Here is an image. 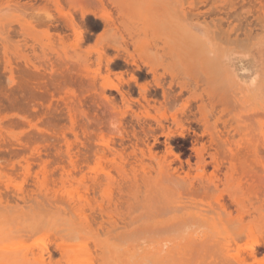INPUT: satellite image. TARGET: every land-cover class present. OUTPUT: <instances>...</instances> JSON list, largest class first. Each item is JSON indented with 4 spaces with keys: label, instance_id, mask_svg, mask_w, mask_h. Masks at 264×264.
I'll return each instance as SVG.
<instances>
[{
    "label": "rangeland",
    "instance_id": "obj_1",
    "mask_svg": "<svg viewBox=\"0 0 264 264\" xmlns=\"http://www.w3.org/2000/svg\"><path fill=\"white\" fill-rule=\"evenodd\" d=\"M6 1L7 0H0V4L1 2L3 3ZM207 1L210 2L208 3ZM8 2H10V0ZM139 2L140 4H138ZM18 3V7H15L16 5L14 6L13 4L10 5L11 3H9V7H6L8 5L5 3H3L2 6L0 5V32L2 31L0 33V156L2 157L4 155L2 158L5 157L3 160L2 158H0V207L4 208V210L0 209V230H2L0 231V239H2L0 240V264H12L11 260H16V258L19 259L20 264H75L76 262H69V257L71 258L70 254H72L74 249H71V247H75V245L78 246L75 247L78 248V255H81L83 253V256H89V261L90 259H93L95 257L93 259L95 260L94 263L98 262V260L100 259L98 257V253L102 252L100 254L102 255L100 260L103 261H101L100 263L102 264L105 263V260L106 262H108L106 264H116L117 261L115 263V260L112 259H115L118 256L120 260L124 259V257L125 260L128 259V262H124V264H128L130 258L126 259V255L124 256V254L127 253L128 250L130 251V253H132L131 250H133V252L138 251L139 253L135 254L137 255V257L133 254L134 260L138 258L137 261L139 262L141 259H146L145 261L146 263L148 261V264H185L187 262V258L185 256H189L190 258H192L191 260L188 257L189 262L186 264H189L190 262V264H235L236 261H233L230 258L232 257V254L236 252L235 256H239L240 259L245 257L243 258V260H247L249 259L247 258V254L250 253L247 251H249V248L254 245V249L252 247L251 249L254 250V255L257 257H255L254 255V257H251L249 254L248 257H251L252 260L249 259L247 261H244L245 263L243 262V264H257L261 261L262 262L260 264H264V240H262L264 238V222L257 223V221H259L257 218H261V220H264V206L261 205L264 204V167H262L261 165L264 162V0H19ZM28 3H30L31 5ZM22 6H26V8L24 9ZM136 7L137 11L135 9ZM193 8H196L197 11H195V9L193 10ZM21 9L24 11H22ZM89 11H93L96 16H103L102 14H104L103 18L105 17V15H107V18L105 17V19L107 20V25H105L103 21L101 22L100 19L94 17L93 13L89 14ZM193 11L199 12L195 13L197 14V17ZM192 13L194 14V16L192 15ZM204 14L209 15L207 17V15L205 16ZM109 15H111V18ZM82 16L84 17L82 18ZM168 16H170L173 20H171L170 17L168 18ZM48 18H51L49 24V20H47ZM70 19H73V21L75 20L74 23L77 26L75 27V30L69 27L67 29L66 27L67 22ZM159 21L161 24H163V28L159 27ZM168 21L171 23H168ZM164 22L168 23L169 26L167 24L165 26ZM178 22L179 24L182 23V26L180 27L183 29L182 30L181 28H179V30L181 29L182 33L185 31L184 34L187 36L191 34V31L198 30L197 33L206 43V46L204 47H207V50H209L212 54L209 53V56L206 55L204 57L205 53L204 55H202L197 51L198 49H200L196 48L197 45H194L196 47L191 46V44H194V42H192L191 44L188 42L190 44L189 45L186 42V39L188 37L182 35V33L178 32V30L176 29V26L179 25ZM184 26L186 27L185 29ZM164 27L166 29L168 27V30L171 31L170 34L169 31H165L163 34L162 30H166ZM172 30L174 31V34ZM76 31H80L79 33L82 35L79 37V34H77L78 32ZM186 31H188V34L186 33ZM175 32L178 33L179 36H181V39H183L182 37L184 36V41H182ZM244 32L247 34V36H245L247 38L244 37ZM57 34H60V36L64 37H59V35L57 36ZM213 34L216 35V37ZM163 35L167 37V41L175 38L170 41L171 43L174 42L176 44L177 41H182L186 50L190 48L192 52H187L183 45H181L182 43H180L179 45L178 42V44H176L177 47L174 43L172 44V46L175 45L174 47H172V50L177 49L178 47L180 48V46H182L183 53L187 52L191 57L187 56V54L184 53L189 58L188 59L179 49H177V51L171 50L173 54H168V57L171 58L172 55H174V52H176V57L174 56V58L178 59L177 62H175L173 60L174 58L172 57L173 61L168 58L167 60H162V66L157 65L156 61L154 62V60L156 59L154 56L155 53H158L159 51V54H162V49L165 50L164 52H168L167 49L171 48V43L168 44L169 41L167 43L166 39L162 38ZM169 35L171 37H169ZM236 37L240 39V42L236 41V43H241L243 41V38L245 40L243 41L244 43L242 42L241 44H237L236 46V44H234ZM247 40L249 41V43L247 42ZM189 41H192V39ZM107 42H111V45ZM113 42L115 44L118 43L117 45H119L118 47L120 51L119 54H117L113 50V47H111L114 44ZM239 45H241L240 47L242 48H240ZM152 47L154 48L153 53L151 52ZM182 47L180 48L181 50ZM194 49H197L195 51H197L198 54L194 51ZM207 50L206 52H209ZM171 51L169 50V52ZM178 52L180 55L177 54ZM108 61L109 67H107ZM123 61L127 62V64H125ZM195 61H197L198 63ZM113 63H117L118 66H114ZM158 63L160 64L159 60ZM145 65H152L154 68L155 65H157V69L155 68L156 70L151 69L152 66H148V68L155 73L153 72V75H151L150 73L152 72H150V70H145L147 68ZM246 68H249L250 70L246 72V74H244L245 76H242L243 71ZM233 70H235L241 76H239V78H234L233 76H231L230 74ZM228 76L234 78V82L237 83L232 84L233 82L229 78H227ZM238 79H244V81H237ZM254 82L257 84L254 85ZM159 84L161 85L160 89L162 91L159 90V88L157 89V87H155ZM115 85L120 86L121 90L123 91L122 93H124L123 96L129 98L127 102L125 100L122 101L126 98H123V96V99L120 98L121 94H118V92H116L113 87ZM248 85H252L253 87L250 86L248 88ZM180 86L183 88H181ZM154 88L156 89L154 90ZM144 90H146V98L150 106H147L146 102L141 97L142 92L144 93ZM179 90L181 91L182 95L180 94L177 100L173 101L172 103L170 102L171 104H167L162 100L161 92L165 93L167 91V93L170 92V94H172L173 91V93L175 92L177 94ZM103 92L105 93V95L111 97L108 102L103 99ZM137 100L139 102H137ZM144 106L145 108L147 107L148 110L145 109ZM145 112L149 113L146 114ZM137 116H140L141 119H146L144 127H139V125L134 123V120ZM157 123L160 124L161 127L163 126V129L161 127L160 129ZM204 128H209L210 130H212L210 132L208 129L209 135H202V130ZM153 130L156 131L154 132ZM212 132L213 134L214 132H216V135L214 134V137H212L213 135H211ZM193 134H196L198 136L200 134V137H195V135ZM217 134L224 136V138ZM155 136H157V138ZM167 138L168 140H166ZM193 140H196V142ZM29 145H32L30 149H28ZM88 145L90 149H93L90 150V153L87 151L88 149H85L89 148ZM147 146L148 148L152 147L151 150H154L152 151L153 155L148 153L149 151ZM202 146H205V149L202 148ZM68 148L71 149L72 153H79L80 155L77 154V156H81L82 158L84 157L83 159H85L86 156L88 166H85L87 167V169L85 168V166H83V164L80 162L82 160H79L78 157L77 159H73L76 161L74 166L65 163V169L67 168V171H63L64 174L59 171V168H53V159H55L56 156L53 158V156L50 155H56L57 152H59L62 153L63 158L66 159V154L64 152ZM78 150L80 152H78ZM84 151H86V153ZM13 153L17 155H13ZM198 153L202 154L204 160L208 162L205 165L206 168L203 169L204 171L195 169V163L197 161L196 156ZM87 155L90 157H88ZM176 156L178 157V159L175 158ZM210 156L215 157L220 162V166L217 170H213ZM8 157L13 161H8ZM29 157L31 158V160L29 159ZM242 157H244V159ZM35 158H39L41 161L38 159L39 161L35 163L37 161H34ZM42 158L43 160L49 159L50 161L48 160L49 162L47 161L46 163V161H43ZM173 158L177 160L175 161V159ZM51 160H53V162ZM255 160L260 162H256ZM26 161L27 165L29 164V168L26 165ZM186 161L190 162L192 167L187 166V164L185 163ZM51 162L53 163V166L51 165ZM180 162L183 165L182 167H180ZM239 162L241 163V165ZM38 163L39 165L40 163L43 164V167L40 165L42 167L41 169H43L44 172H41L42 174L39 172L40 166L37 165ZM162 163H170L169 165H172L170 167V172H172L174 168L176 169L171 173V177L173 176V174H176V177L174 176L175 179H173L176 182L179 181L180 186L175 185V181L171 182L173 183L171 184L173 186L167 183V181L169 182L171 180V178L169 179L170 173L168 175V173H165L166 171L164 169L168 164L163 167ZM8 164L11 166H9ZM24 165H26V167ZM45 166L52 167L45 168ZM20 167L23 168L21 169ZM88 167L90 170H88ZM157 167H163L161 168L163 170H158ZM25 168L27 170H30V172L28 173V171H23V169L25 170ZM188 168L190 170H188ZM47 169L50 173L54 174H51V176L49 172L46 171ZM101 170H105L106 172H102ZM89 171L90 173H88ZM144 171H147L149 173L146 172L145 174ZM153 171L154 174L151 173ZM160 171L162 174H159ZM91 172L93 174L95 173L94 175H98V183L94 184L93 186V189H96V192L94 191L95 194L93 193V190L92 188H90L89 184L87 185L88 182L91 184L89 177L94 176ZM25 173H27L28 175ZM65 173L68 174V176ZM85 173L88 175H85L84 177L83 174ZM109 173L111 175H109ZM163 173L167 175V179H165L166 175H163ZM24 174L28 177H25ZM47 174H49L52 178H49V175ZM69 174L72 175L69 176ZM141 175L144 179L143 181L140 180ZM146 175H148V178L146 177ZM40 176L41 178L43 176V178L38 179V177ZM46 176H48L50 181L48 178H44ZM153 176L155 178H158L157 183H163V185L164 183H167L169 184V186H171L167 187L168 185L165 184V188L167 190L166 192L163 185L162 187L159 186L160 188H157L158 185L156 184V187H154L156 190L154 191H156L157 194H161V192L164 191L163 193L165 195V198L169 196V198H173H171L172 201L175 200V202L173 201L174 203H172L171 201V205H169L168 203V206L166 205L165 208L169 210V212H171L173 208L175 209L176 207H179L181 210L178 208L179 210L177 209V211L179 212H176V214L174 210L170 214L165 213L166 216L161 213L162 210L165 212V208L163 207L164 204L162 203L166 202L162 200H170L169 198L161 199L160 197H164V195L162 196L163 193L161 194V196L160 194L159 196H155V194V197L153 196L154 199H151L150 194L154 192L153 184L156 183V180ZM53 177L58 179H56L57 182H55L56 180ZM87 177L88 180L86 179ZM74 178H76V180ZM159 178L161 179V181L159 180ZM176 178L178 179L176 180ZM44 179H48L46 181H49L48 184L51 187L46 184L47 182H45ZM65 179L67 180L65 181ZM59 180L61 181L62 185ZM137 181L139 185H136ZM34 182L35 184H33ZM72 182H75V184H73ZM53 183H57L55 184L56 186L60 184L59 186L63 190L66 188L68 190L69 188V192L72 193V195L75 194V196H77L78 194L79 196L81 195V197L77 196V198L75 197L73 200L71 199L72 196L66 190H64L63 193V191H61L62 189L59 186H57L56 189V186L54 187ZM15 184L16 186L13 187V185ZM142 184L145 185V192L143 190H140L144 187H142ZM17 185H21V187H17ZM43 185L45 187H42ZM174 185L177 186L178 189H174ZM64 186L68 187L65 188ZM138 186L139 188H141H136ZM52 187H54V190L52 189ZM72 187L73 189H81L80 191H82L83 193H76V190H73V193ZM88 187V190L90 191L86 190ZM19 188L25 189V193H28L29 196L30 194L31 196L38 194L42 196L43 199L40 196L39 197L41 199L37 196H32L33 198L31 199H33V201L29 202V200L31 199H27L29 197L28 194L26 195L23 192V189H21L22 191L18 190ZM151 188L152 192L148 193L149 191H151ZM59 189L61 190L59 191ZM157 189H160V191L157 192ZM50 190H53L52 193L54 195H52ZM84 190L88 192H85ZM57 191H59L58 194L61 195V198H64V200L66 199L68 201L67 202L65 200L67 204L71 202L69 203L70 205L68 204L67 206H76L75 209H78V211L80 212L79 213L77 210L75 212L71 211L72 213H74L73 219L71 214L69 213L70 207L66 209V212L64 206L65 203L60 204L62 203L60 201L63 199L58 201L60 203L55 202V197L57 196H55V194H57ZM137 191L143 192L135 193ZM169 192L172 196L168 194ZM16 193H19L20 196H18V194ZM40 193L43 194L41 195ZM65 193H68L69 195L65 196ZM147 193L150 197H147V202H145V197L148 195ZM236 193L239 194L241 198L243 197L242 200H244V202H242L239 199V196L238 200L240 201V203L242 202L243 205H241V203L238 206V209L236 208L237 206L235 207V204L231 203L230 199L232 195L236 196ZM254 193H257V196L259 195L258 199H254ZM139 194L141 195L139 196ZM21 196L23 197L21 198ZM62 196H65L66 198ZM252 196L253 199H251ZM48 197L53 202L49 201ZM78 197L80 199L84 197L83 199L86 198L88 201L86 199L79 201ZM139 197L141 200H144L145 203L142 204L143 201H139ZM157 197L160 198L159 200H161L160 203L162 204V206L161 204L159 205V200L155 201L157 200ZM19 198L22 200H20ZM59 198L60 197H58V199ZM148 198H150L149 201L155 202H152L155 204V206L153 205V207H150L151 202H148ZM58 199L56 197V200ZM132 199L136 200L134 201L136 203L133 204ZM41 200H45L44 202L47 203V206L44 205L45 203ZM248 200L251 201L249 202ZM7 201H9V203ZM20 201H23L21 202L22 204L20 203ZM254 201H259V203L257 202L258 206H254L257 204ZM251 202H254L253 205H251ZM31 203H34L36 207L37 205H39L36 210L38 212L37 214L35 211V206ZM94 203L96 206L103 205L104 208H107L106 216L103 217L104 219L102 222L106 224L102 225L103 227L107 226L108 228L110 227V225H108L109 223H114L116 228L117 226L119 227L121 225L120 222L123 223L124 220L125 222H128L129 219V222L132 221L135 223H132V225L131 223H128V225H130L128 228L126 227L127 222L123 223L125 225L122 224L121 226H125L127 229L123 227L119 229L121 227L120 226L119 228H116V232L118 233L122 231L123 234L127 232L126 234H124L127 235L131 231L132 233L130 232L128 234L130 235L134 234L135 231H140L141 233L143 231V234L145 231H148L147 236L145 234L143 235L147 238H144L141 234L142 238H144L145 240L142 239L143 243L142 241L140 242V240L139 243H137L138 237L141 236L139 235L136 238L135 236L140 234H137L136 232V235L133 236L134 239L136 238L135 240L137 242L133 238H131L132 236H129L131 239H133L134 242L129 239V241L131 240V242L127 243L128 239H126L127 245H125L126 243H124L123 241V244L125 246H122L123 248L120 249L119 247L121 246L118 245L120 241L117 242L115 238L124 240V236L121 232L119 233L121 234L120 237H118L119 234L116 237L113 233L105 234L99 237L101 234H103L102 232L101 234L99 232L100 235L97 237L94 233V230L98 231L100 228H102L100 230L105 231L103 227H99L97 226L98 224L96 225L94 223L96 227L99 228L92 226L94 228L93 230H90L92 228L87 225H90L92 222L90 224L87 223V220H83V222L82 219L84 218L80 217L81 215H83L84 217L86 216L85 219H88V212L90 211L91 207H95ZM147 203H149L150 205ZM48 204L50 206L53 204L52 206L54 207L51 208ZM5 205L7 206V208H5ZM10 205L12 206L10 207ZM138 205H140V207ZM146 205L149 209L146 207ZM221 205H223L225 209L222 208ZM21 206H26V209H24V207L23 209H21ZM27 206L30 207L28 208ZM44 206H46V209L47 207L49 208L45 210ZM78 206L79 208H77ZM82 206L83 212H85L83 214L81 213ZM144 207L147 208L148 211H145L146 209H144ZM154 207H163L164 209H154ZM245 207H247L248 209ZM10 208L14 210V214ZM14 208L17 210H15ZM18 208L20 209V211ZM32 208L33 212L35 211L34 213L32 212L33 214L31 213ZM152 208L155 212L157 210H159L160 212H154L155 216H153V213L150 214L151 211L149 212V210H151ZM6 209H10L11 211H7ZM42 209L46 211H43L46 213L44 215L45 217L40 215ZM48 210L51 211L48 212ZM25 211H27V214ZM6 212L7 214H9L10 212V216L6 215ZM19 212L22 215L25 214L23 215L24 217ZM47 212L51 215L47 214ZM64 212L66 213V215H64ZM146 213L150 215V219L148 218ZM173 213L175 216L173 215ZM158 214L161 217L157 216L158 218H154ZM178 214H184L185 217L181 215V217L179 218ZM17 215H21L19 216L20 220L17 219ZM38 215L40 216L38 217ZM143 215L144 218L142 217ZM25 216L29 218H25ZM34 216H36L37 219ZM41 216L42 219H44L43 222L47 220L50 223L46 221L48 225L45 222L42 223L43 225H39V222L42 220H37L39 218L41 219ZM162 216L163 219H161L160 221L159 218H162ZM52 217L59 219H55L58 221L59 226L56 223L57 221L55 222V224L53 223L54 218ZM128 217H130L131 219L132 217H138L137 220H140L137 221L136 218H134L135 220L133 221V219L131 220ZM166 217L169 219H167ZM173 217L175 221H173ZM33 218H35L36 220ZM77 218H80V220L78 221ZM164 218L167 219L168 223L166 222V219L164 220ZM64 219L66 221H69L64 222ZM170 219H172L173 221L172 228L177 225L182 226L184 232L187 230V232H185L186 236H183L182 234V236L179 237L180 239L173 238L175 241L171 238L172 241H170V244V238H160L161 236L159 235L161 234V232L158 235L160 239H156L157 237L153 239V234L157 232V229L160 230L162 229V227H166L168 228V230H170L172 223V221L169 222ZM7 220L10 221L7 222ZM61 221H63L64 223L62 222L60 224ZM146 221H149V223H151L152 225L147 224L148 222L146 223ZM154 221L156 224L154 223ZM163 221H165L170 228L167 227V225H165L166 223ZM186 222L188 223V225L193 224L191 225L192 227H194L193 229H198H195L197 232L195 230L194 231L198 233L197 235L201 236V238L199 236L196 237V239H200V243L197 240H193L195 239L196 233L193 231L191 226L190 227L193 232L191 231V229L189 230V226L184 228V226H187ZM75 223L77 224L76 226H74ZM180 223L184 225H180ZM70 224H72L73 226H70ZM160 224H162L163 226H160ZM52 225H57L58 227ZM144 225L146 226L147 230ZM150 225L151 227L154 226L155 228H151L153 229V234L152 231H150L153 236L151 235L152 237L150 236L151 238H149L152 239V241L148 238L149 230H151ZM246 226H249V228L253 230V232H251L252 234H249V238L253 237V239H250V242L246 237L248 235L245 236L243 235V233H239L240 235H236L238 234V230L243 232V228H245ZM75 227L80 229V232ZM59 228H72L71 230L67 229L68 231H70L68 233L69 235L67 234L68 231H65L68 237H73V230H77L76 232L74 231V235L78 236L81 233L80 237L82 238L77 237V242L74 240H71V242L70 239H68L66 235L63 234L64 231H59ZM107 228L105 227V229ZM134 228H136L137 230ZM172 228L170 231H172ZM176 228L178 229V227ZM8 229L10 230V232ZM182 229L178 231V233L181 232ZM168 230H164V232L168 233ZM57 231L62 233L61 235L64 236H59L60 233ZM81 231L84 233V236ZM90 231L91 233H94V235L90 234ZM173 231H175V229ZM188 232L189 234L193 233V235L188 237ZM170 233L173 234V232ZM209 233L212 235H210ZM172 234L170 236H172ZM85 235H87L88 237ZM107 235L108 237H106ZM179 235H181V233H179ZM232 235L234 237H238V239L236 238L237 240L243 241H237L236 243V239H234ZM242 235L244 236V238ZM164 236H166L165 233ZM93 237H95V239ZM186 237L192 238V240L190 239L192 242L190 243V240ZM56 238L58 239V242L55 240ZM98 238L99 240H103L101 241L103 244L100 242L101 247ZM106 238H109L108 240L112 238L110 241L107 240L111 244L114 241L117 242H114L113 245L115 244L114 246H116L117 244V248L120 250H118L119 252L123 253L124 249H127V252L122 254V256H120L121 254L116 252V254L112 256L113 258L110 257L111 252L109 251V249L113 248L114 246L111 247L106 242ZM228 238L233 242L232 244L231 242H229L230 240ZM24 239H26L27 242ZM79 239L81 240L79 241ZM82 239H86L88 243L86 242V240L82 241ZM147 239H149V241ZM205 239H210L211 241L208 242ZM219 239L221 240V243L224 244L223 247H221L223 244L218 242L220 241ZM245 239H247L248 241H245ZM63 240H66L65 242H68L69 240L71 243H65ZM93 240L94 242H92ZM154 240H156V242ZM223 240L225 241L223 242ZM60 241H63L64 243H61ZM160 241H166V243H161ZM173 241L174 243L177 241L175 245H172ZM194 241L197 244L193 243ZM251 241H253V243ZM59 242L63 244L61 245V247L64 248V252H66L68 248H70L66 252L67 256L65 255L66 253L63 254L61 253L62 251L59 250ZM83 242L88 245H84ZM215 242L217 243V245ZM56 243L58 245V248H56ZM72 243L75 244L73 245ZM80 243L84 246L80 247ZM93 243L95 244L92 246ZM130 243H132L131 246H128L130 245ZM135 243L137 244L136 246ZM141 243L143 244V246ZM151 243H153V245ZM104 244L106 245L104 246ZM107 244L109 245V247ZM202 244L205 248L202 247ZM249 244L251 245L247 247V245ZM102 246H104L105 250L107 247V251L110 254L108 255L109 258H106V251L103 253ZM126 246L127 248H124ZM133 246H135L134 248L137 249L134 250ZM137 246L140 248L138 249ZM166 246L169 249H164L166 248ZM172 246H176V248L173 247V251L175 252L170 250ZM4 247L6 248L4 249ZM161 247L163 249L162 251L164 252L161 251L159 253L163 254V256L165 257L164 259L161 254L157 255L156 253L161 250ZM219 247L221 248L220 251ZM81 248H87L86 250H89L92 253L87 256L86 254L89 251H86L85 249L84 251H82L83 249L81 250ZM94 248L96 250L98 249V252ZM182 248H184V251ZM203 248L204 250H202ZM145 249L147 250L146 252ZM223 249L227 251L224 252V255L225 253L231 255L229 257V261H224L222 259V256H220L223 255L221 254V251ZM255 249L257 254L255 253ZM75 250L76 249H74V252ZM77 250L75 252L76 254ZM79 250L82 251V253H80ZM229 250L230 252H228ZM69 251L71 253H69ZM111 251L115 253V251H113L112 249ZM142 251L145 252V255L144 253H141ZM215 251H217V256L215 255ZM74 252L72 255L75 254ZM147 253L149 255V258L148 255H146ZM200 253L201 255H203V257L200 255ZM191 255H193L194 257H191ZM140 256L144 258H141ZM8 257H10V262H7ZM127 257H129V253L127 254ZM156 257L157 259L154 260ZM160 258L161 260H158ZM162 259L164 260V263L161 262ZM116 260H118V258ZM194 260H196V262ZM198 260L200 262H198ZM132 261L133 259H131V262ZM145 261H143L144 264ZM152 261H154V263ZM118 262L120 261L118 260ZM122 262L123 261L121 260L120 264ZM131 262L130 264H132ZM138 262L137 264H140ZM80 263L83 264L82 262ZM76 264H79V262H77Z\"/></svg>",
    "mask_w": 264,
    "mask_h": 264
},
{
    "label": "bare ground",
    "instance_id": "obj_2",
    "mask_svg": "<svg viewBox=\"0 0 264 264\" xmlns=\"http://www.w3.org/2000/svg\"><path fill=\"white\" fill-rule=\"evenodd\" d=\"M8 1H9V0H7L6 2H3V3H5V4L8 5V6H6V7H9V6L12 5V4H13L14 6L16 5L15 7H18V6H19V5H18V4H19V3H18L19 0H14V1L10 0V2H8ZM93 1H94V0H93ZM129 1H130V0H129ZM134 1H136V0H134ZM238 1H239V0H238ZM246 1H247V0H246ZM199 2H200V1H199ZM201 2H202V1H201ZM207 2H208V1H207ZM209 2H210V1H209ZM209 2H208V3H209ZM3 3L1 2L0 5L2 6ZM9 3H11V4L9 5ZM94 3H95V2H94ZM101 3H102V2H101ZM136 3H137V2H136ZM196 3H197V2H196ZM208 3H207V4H208ZM211 3H212V1H211ZM235 3H236V2H235ZM238 3H239V2H238ZM25 4H26V3H25ZM28 4H30V3H28ZM96 4H97V3H96ZM131 4H132V3H131ZM134 4H135V3H134ZM138 4H140V2H139ZM138 4H136V5H138ZM198 4H200V3H198ZM198 4H197V5H198ZM241 4H242V3H241ZM243 4H244V3H243ZM17 5H18V6H17ZM20 5H22V4H20ZM26 5H27V4H26ZM30 5H31V4H30ZM89 5H90V2H89ZM89 5H88V6H89ZM91 5H92V4H91ZM150 5H151V4H150ZM102 6H103V4H102ZM148 6H149V5H148ZM151 6H152V5H151ZM207 6H208V5H207ZM22 7H23L24 9L26 8V6H25V7L22 6ZM22 7H20V8H22ZM92 7H93V6H92ZM140 7H141V6H140ZM195 7H196V6H195ZM200 7H201V6H200ZM29 8H30V7H29ZM89 8H90V7H89ZM201 8H202V7H201ZM7 9H9V8H7ZM18 9H19V8H18ZM30 9H31V8H30ZM91 9H92V8H91ZM133 9H134V8H133ZM135 9H136V11H137V7H136ZM194 9H195V11H197L196 8H193V10H194ZM214 9H216V8H214ZM21 10H22V9H21ZM171 10H172V9H171ZM190 10H191V9H190ZM210 10H211V9H210ZM210 10H209V12H210ZM22 11H24V10H22ZM127 11H128V10H127ZM149 11H150V10H149ZM165 11H166V10H165ZM186 11H187V10H186ZM195 11H193L194 14H195V13H199V12H195ZM111 12H114V11H111ZM131 12H132V11H131ZM144 12H145V11H144ZM151 12H152V11H151ZM170 12H171V11H170ZM190 12H191V11H190ZM90 13H93V11H89V14H90ZM134 13H135V12H134ZM155 13H156V12H155ZM207 13H208V12H207ZM211 13H212V12H211ZM211 13H210V15H211ZM93 14H94V15H93ZM93 14H92V15H93L94 17H96L97 19H100L101 22L103 21L104 24L107 25V20L105 19V17H106L107 15H105V17L103 18L104 14H102L103 16L100 15L101 13L99 14L100 16H96L95 13H93ZM110 14H111V13H110ZM194 14L192 13L193 16H194ZM214 14H215V13H214ZM166 15H167V14H166ZM186 15H187V13H186ZM186 15H185V16H186ZM195 15H196V17H197V14H195ZM201 15H203V14H201ZM204 15H205V14H204ZM206 15H207V14H206ZM206 15H205V16H206ZM208 15H209V14H208ZM208 15H207V17H208ZM217 15H218V14H217ZM109 16H110V18H111V15H109ZM131 16H132V15H131ZM141 16H142V14H141ZM189 16H190V15H189ZM198 16H200V15H198ZM83 17H84V16H82V18H83ZM114 17H115V16H114ZM134 17H135V16H134ZM169 17H170V16H168V18H169ZM106 18H107V17H106ZM188 18H189V17H188ZM112 19H113V17H112ZM132 19H133V18H132ZM142 19H143V18H142ZM142 19H141V20H142ZM170 19L173 20L171 17H170ZM47 20H49V21H48V24H49L51 18H48ZM110 20H111V19H110ZM183 20H184V19H183ZM74 21H75V20H74ZM74 21H73V19L68 20L69 23L67 22V25H66L67 29H68V27H69V28L75 30V27H77V26H76V24L74 23ZM108 21H109V20H108ZM143 21H144V20H143ZM163 21H164V20H163ZM175 21H176V20H175ZM218 21H219V19H218ZM46 22H47V21H46ZM52 22H53V21H52ZM62 22H63V21H62ZM109 22H110V21H109ZM207 22H208V21H207ZM53 23H54V22H53ZM64 23H65V22H64ZM154 23H155V22H154ZM168 23H171V22L168 21ZM168 23H165V22H164L165 26H166V24L168 25ZM46 24H47V23H46ZM155 24H156V23H155ZM160 24H161V23H160V21H159V27L161 28V27L163 26V24H161V25H160ZM178 24H179V22H178ZM209 24H210V23H209ZM50 25H52V24H50ZM50 25H49V26H50ZM102 25H103V24H102ZM157 25H158V23H157ZM170 25H171V24H170ZM55 26H56V25H55ZM64 26H65V24H64ZM111 26H112V25H111ZM168 26H169V25H168ZM175 26H176V24H175ZM180 26H182V23H180L178 26H176V29L178 30V32L182 33L181 31H182L183 29H182ZM210 26H211V25H210ZM107 27H108V26H107ZM170 27H171V26H170ZM63 28H65V27H63ZM162 28H163V27H162ZM164 28H165V27H164ZM171 28H172V27H171ZM179 28H181L182 30H181V29L179 30ZM185 28H186V27L184 26V29H185ZM60 29H61V28H60ZM165 29H166V28H165ZM169 29H170V28H169ZM172 29H173V28H172ZM8 30H9V29H8ZM57 30H58V29H57ZM69 30H70V29H69ZM163 30H164V29H163ZM163 30H162L163 34H164L165 31H166V32L169 31V34H170V32H171L170 30H168V27H167L166 30H164V31H163ZM63 31H64V30H63ZM172 31H173V30H172ZM1 32H2V31H1ZM1 32H0V33H1ZM74 32H75V31H74ZM76 32H78V31H76ZM79 32H80V31H79ZM79 32H78L77 34H79V37H80L82 34H80ZM184 32H185V31H184ZM184 32L182 33V35H184V36H186V37H188V38L190 37V38L192 39V41H189V40H191V39H190V38H189V39L187 38V39H186V42H187V43L189 42L190 44H191L192 42H194V44L192 43L191 46L193 47L194 45H197V47H196V46H194V47H196V48H200V49H198V50H197V49H194V51L197 50V51L200 52L202 55H204V53H205L204 57H205L206 55L209 56L210 54H212V53H210L209 50H207V47H204V46H206V45H205L206 43L203 41V39L201 38V36L197 33L198 30H197V31H191V34H190L189 36L185 35ZM187 32H188V31H186V33H187ZM246 32H247V31H246ZM61 33H62V32H61ZM64 33H65V32H64ZM160 33H161V31H160ZM175 33H176V32H175ZM77 34H76V35H77ZM166 34H167V33H166ZM166 34H165V35H166ZM173 34H174V31H173ZM176 34L178 35V33H176ZM176 34H175V35H176ZM187 34H188V33H187ZM245 34H246V33L244 32V37L247 36V34H246V35H245ZM58 35H59V37H62V36H60V34H57V36H58ZM165 35H163L162 38L166 39V42H167V43H168V41H169L168 44L171 43V42H170L171 40L175 39V38H173V39L167 41V37H166ZM177 35H176V36H177ZM213 35H214V34H213ZM226 35H227V34H226ZM230 35H231V34H230ZM249 35H250V34H249ZM249 35H248V36H249ZM164 36H165L166 38H165ZM178 36H179V35H178ZM184 36L182 37L183 39L180 38L181 36H179V38H180L182 41H184ZM214 36L216 37V35H214ZM228 36H229V35H228ZM236 36H237V35H236ZM63 37H64V36H63ZM63 37H62V38H63ZM116 37H117V36H116ZM169 37H171V36L169 35ZM186 37H185V38H186ZM215 37H214V38H215ZM177 38H178V37H177ZM245 38H247V37H245ZM168 39H169V38H168ZM237 39H238V40H237ZM249 39H250V38H249ZM249 39H248V40H249ZM187 40H188V41H187ZM230 40H231V39H230ZM239 40H240V39H239L238 37H236V40H235V43H234V44H236V46H237V44H241L243 41H245L244 38H243V39H242L243 41L241 40V41H242L241 43H238V42L236 43V41H239ZM248 40H247V42L249 43ZM175 41H177V40H175ZM182 41H181V42H180V41H177V42L179 43V45H180V43H182L181 45H183V42H182ZM154 42H155V41H154ZM154 42H153V43H154ZM172 42H173V41H172ZM177 42H176V44H178ZM186 42H185V43H186ZM220 42H221V41H220ZM239 42H240V41H239ZM107 43H108V42H107ZM113 43H114V42H113ZM142 43H143V42H142ZM173 43H174V42H173ZM173 43L170 44V47H171V48L169 47L170 49H167L168 52H167V51L164 52L165 50L162 49V51H163L162 54H159V51H158V53H157V52L155 53V55H154L155 58L158 59L159 62H160V64H159V63H158V60H156V59L154 60V58H153L154 62L156 61L157 65L162 66V65H161V64H162V63H161L162 60L164 61V59L167 60L168 58H170V57H168V54H170V53L173 54L172 51H175V50L177 51V49H179V50L182 51V53H183V47L185 48V46H184V45H183V47L180 46V48L182 47V50H181L179 47H178L177 49H173V50H172V47H174V46L176 45V44L174 43L175 45L172 46ZM185 43H184V44H185ZM189 43H188V44H189ZM230 43H231V42H230ZM243 43H244V42H243ZM108 44L111 45V42H109ZM114 44H115V43H114ZM114 44H113L111 47H113V50H114L117 54H119V53H120V51H119V47H118L119 45H117L118 43L115 44V45H114ZM124 44H125V43H124ZM155 44H158V43H155ZM168 44H167V45H168ZM190 44H189V45H190ZM102 45H103V44H102ZM186 45H187V44H186ZM249 45H250V44H249ZM236 46H235V47H236ZM240 46H241V45H239V47H240ZM242 46H243V45H242ZM245 46H246V45H245ZM153 47H154V46H153ZM153 47L151 48V49H152V51H151L152 53H153V49H154ZM176 47H177V45H176ZM187 47H190V46H187ZM229 47H230V46H229ZM239 47H237V48H239ZM106 48H107V47H106ZM106 48H105V49H106ZM164 48H165V47H164ZM232 48H233V47H232ZM240 48H242V47H240ZM244 48H245V47H244ZM189 49H190V48H189ZM189 49H188V50H189ZM103 50H104V49H103ZM143 50H145V49H143ZM146 50H147V49H146ZM169 50H170V51L172 50V51L169 52ZM185 50H186V48H185ZM188 50H186V51H187V52H190V51H191V49H190L189 51H188ZM200 50H201V51H200ZM206 50L209 51V52H206ZM239 50H240V49H239ZM156 51H157V50H156ZM197 51H195V52L198 54ZM227 51H228V50H227ZM146 52H147V51H146ZM187 52H184V53H186L187 56H190ZM191 52H192V51H191ZM220 52H224V51H220ZM229 52H230V51H229ZM149 53H150V49H149ZM149 53H148V54H149ZM160 53H161V52H160ZM175 53H176V52H174V55H172L173 58H174V56H175ZM184 53H183V54H184ZM209 53H210V54H209ZM177 54H179V52H178ZM177 54H176V55H177ZM149 55H150V54H149ZM152 55H153V54H152ZM179 55H180V54H179ZM184 55H185V54H184ZM154 56H152V57H154ZM170 56H171V55H170ZM187 56L185 55V57H187ZM193 56H196V55H193ZM223 56H224V55H223ZM118 57H120V56H118ZM172 57L170 58V60H171V61L174 60L175 62H177L178 59H177V58H174V59L172 60ZM175 57H176V56H175ZM178 57H180V56H178ZM182 57H184V56H182ZM190 57H191V56H190ZM210 57H211V56H210ZM187 58H188V57H187ZM195 58H196V57H195ZM212 58H213V57H212ZM175 59H176V60H175ZM182 59H183V58H182ZM182 59H181V60H182ZM188 59H189V58H188ZM183 60H184V59H183ZM195 60H196V59H195ZM123 62H124L125 64H127V62H125V61H123ZM195 62H197V61H195ZM182 63H183V62H182ZM197 63H198V62H197ZM108 64H109V61H108L107 65H108ZM113 64H114V66H118L117 63H113ZM125 64H124V65H125ZM152 65H153V64H152ZM152 65H145V66L147 67L145 70H146V71H147V70H150V72H152L151 69H155V68L157 67V65H155V68H154ZM164 65H165V64H164ZM169 65H170V64H169ZM177 65H178V64H177ZM242 65H243V64H242ZM148 66H150V67L152 66L153 68L151 67V69H149ZM171 66H172V65H171ZM175 66H176V65H175ZM107 67H109V65H108ZM169 68H170V67H169ZM242 68H243V67H242ZM107 69H109V68H107ZM156 69H157V68H156ZM156 69H155V70H156ZM238 69H239V68H238ZM249 70H250L249 68L244 69L242 76H245L244 74H246V72H248ZM110 72H111V71H110ZM148 72H149V71H148ZM153 72H154V71H153ZM153 72L150 73V74L153 75ZM154 73H155V72H154ZM224 74H225V73H224ZM250 74H251V73H250ZM154 75H155V74H154ZM225 75H226V74H225ZM225 75H224V76H225ZM230 75L233 76L234 78H239V76H241V75L238 74L235 70H233V71L231 72ZM230 75H229V76H230ZM229 76H228L227 78H229V79L233 82L232 84H236L237 82H236V83L234 82V78H231V77H229ZM154 77H155V76H154ZM209 77H210V76H209ZM241 78H244V77H241ZM252 78H253V77H252ZM172 80H173V79H172ZM221 80H222V79H221ZM240 80H241V82L244 81V79H238L237 81H240ZM255 80H256V79H255ZM89 81H91V80H89ZM256 81H257V80H256ZM93 82H94V80H93ZM159 82H160V81H159ZM250 82H251V79H250ZM157 83H158V82H157ZM226 83H227V82H226ZM238 84H239V82H238ZM238 84H237V86H238ZM245 84H246V83H245ZM250 84H253V83H250ZM256 84H257V83L254 82V85H256ZM104 85H105V84H104ZM155 85H156V84H155ZM162 85H163V84H162ZM169 85H170V84H169ZM102 86H103V85H102ZM160 86H161V85L159 84L158 86H155V87H157V89L159 88V90H161V89H160V88H161ZM172 86H173V85H172ZM229 86H230V85H229ZM250 86H252V85H250ZM250 86L248 85V88H249ZM104 87H105V86H104ZM113 87H114L115 91L118 92V94H121V95H120V98H122V96H123L124 93H122L123 91L121 90V87L118 86V85H117V86L115 85V86H113ZM180 87H181V86H180ZM232 87H233V86H232ZM252 87H253V86H252ZM181 88H183V87H181ZM225 88H226V87H225ZM233 88H234V87H233ZM142 89H143V88H142ZM144 89H146V88H144ZM155 89H156V88H154V90H155ZM252 89H253V88H252ZM180 90H181V89H180ZM180 90H179V92H178L177 94H176L175 92L173 93V91H172V94H170V92L167 93V91H166L165 93H164V92H161V98H162V100H163L164 102H166L167 104L170 103V102L172 103L173 101L177 100V98H179V96H180V94H181V91H182V90H181V91H180ZM145 91H146V90H144V93L142 92V95H141V93H140V95H141L142 99L146 102L147 106H150V105L148 104L149 102H148V100H147V98H146L147 93H146ZM161 91H162V90H161ZM168 91H169V89H168ZM149 93H150V92H149ZM155 93H156V91H155ZM143 94H145V95H143ZM181 95H182V94H181ZM125 96H128V95H125ZM102 97H103V99H104L106 102H108L109 99H111V97L105 95L104 92L102 93ZM153 97H154V96H153ZM156 97H157V96H156ZM123 98H126L127 100H126V99H123ZM123 98H122V99H123L122 101L125 100V101L127 102V101L129 100V98H127V97H124V96H123ZM138 100H139V98H138ZM138 100H137V102H139ZM141 101H142V100H141ZM142 103H143V102H142ZM171 103H170V104H171ZM145 106H146V105H145ZM145 106H144V108H145ZM169 107H170V106H169ZM145 109L148 110L147 107H146ZM168 109H169V108H168ZM205 111H206V110H205ZM188 112H189V111H188ZM145 113H146V112H145ZM148 113H149V112H148ZM148 113H146V114H148ZM135 116H136V115H135ZM145 116H146V115H145ZM143 117H144V116H143ZM143 119H144V118H143ZM143 119H141L140 116H139V117L137 116L136 119L134 120V123L137 124V125H139V127H144V125H145V123H146V119H144V121H143ZM157 124H158V123H157ZM158 125H159V128H160L161 125H160V124H158ZM158 125H157V126H158ZM162 127H163V126H162ZM162 127H161V128H162ZM161 128H160V129H161ZM162 129H163V128H162ZM164 129H165V128H164ZM167 129H168V128H167ZM208 129H209V128H208ZM208 129L204 128V129L202 130V135H206V134L209 135V131L211 132L212 130L209 129V131H208ZM149 131H150V130H149ZM153 131H154V130H153ZM155 131H156V130H155ZM155 131H154V132H155ZM165 131H166V130H165ZM154 132H153V133H154ZM142 133H143V132H142ZM153 133H152V134H153ZM219 133H220V132H219ZM165 134H167V133H165ZM214 134L216 135V132H214ZM214 134H213V132L211 133V135H213L212 137H214ZM220 134H221V133H220ZM220 134H217V135H220ZM145 135H146V134H145ZM155 135H156V134H155ZM193 135H195V137L198 136V135H196V134H193ZM211 135H210V136H211ZM221 135H222V134H221ZM221 135H220V136H221ZM223 135H224V134H223ZM152 136H153V135H152ZM166 136H167V135H166ZM155 137L157 138V136H155ZM198 137H200V134H199ZM198 137H197V139H198ZM206 137H207V136H206ZM215 137H216V136H215ZM221 137L224 138V136H221ZM225 137H226V136H225ZM209 138H210V137H209ZM216 138H217V137H216ZM152 139H153V137H152ZM154 139H155V138H154ZM194 139H195V138H194ZM197 139H196V140H197ZM212 139H213V138H212ZM155 140H156V139H155ZM166 140H168V138H167ZM196 140H193V141L196 142ZM217 140H218V139H217ZM219 140H220V139H219ZM21 141H22V139H21ZM197 141H198V140H197ZM11 142H12V141H11ZM11 142H9V143H11ZM195 142H194V143H195ZM12 143H13V142H12ZM26 143H28V142H26ZM84 143H85V142H84ZM7 144H8V143H7ZM81 144H82V143H81ZM110 144H111V143H110ZM147 144H148V143H147ZM5 145H6V144H5ZM13 145H14V144H13ZM16 145H17V144H16ZM21 145H23V144H21ZM197 145H198V144H197ZM199 145H200V144H199ZM6 146H7V145H6ZM6 146H5V147H6ZM17 146H18V145H17ZM31 146H32V145H31ZM31 146L29 145V146H28V149H30ZM85 146H86V145H85ZM105 146H106V145H105ZM110 146H111V145H110ZM137 146H138V145H137ZM23 147H24V146H23ZM23 147H22V148H23ZM44 147H45V146H44ZM88 147H89V145H88ZM204 147H205V146H204ZM204 147L202 146V148H204ZM37 148H38V147H37ZM80 148H82V147H80ZM147 148H148V146H147ZM151 148H152V147H151ZM151 148H148V151H149L148 153H150L151 155H153L152 151H154V150H151ZM202 148H201V150H202ZM24 149H25V147H24ZM85 149H88L87 151L90 153V150H91L92 148L90 149V147H89V148H85ZM102 149H104V148H102ZM204 149H205V148H204ZM204 149H203V150H204ZM242 149H243V148H242ZM10 150H11V149H10ZM25 150H26V149H25ZM92 150H93V149H92ZM194 150H195V149H194ZM35 151H36V150H35ZM81 151H82V150H81ZM60 152H62V151H60ZM76 152H77V151H76ZM78 152H80V151L78 150ZM84 152L86 153V151H84ZM10 153H11V152H10ZM17 153H18V152H17ZM64 153L66 154V156L64 155V156L66 157V159H64L62 153H59V152H57L56 155H50V156H53V158L56 156L55 159H53V160H54V166H55V167L53 166V163H52L53 160H51V161H52V162H51V163H52L51 165L53 166L54 169H58V168H59V169H60L59 171H61L62 173H63V171H64V172L67 171V170H66L67 168L65 169V167H66V166H65V163H66V164L68 163V164H71V166H74V164L76 163V161L73 160V159H77V157H78L79 160H80V159L82 160V161H80V162L83 164V166H85V165L88 166V164H87V159H86V156H85V155H84V156H85V159H83L84 157L82 158L81 156H77V154H79V153H77V154H76V153H72V152H71V149H69V148H68ZM82 153H83V152H82ZM89 153H87V154H89ZM200 153H201V152H200ZM14 154H15V153H13V155H14ZM35 154H36V153H35ZM49 154H50V153H49ZM83 154H84V153H83ZM15 155H17V154H15ZM79 155H80V154H79ZM200 155H201V156H200ZM237 155H238V154H237ZM3 156H4V155H3ZM3 156H2V157H3ZM18 156H19V155H18ZM35 156H36V155H35ZM38 156H39V155H38ZM38 156H37V157H38ZM87 156H88V155H87ZM242 156H243V155H242ZM2 157L0 156V158H2ZM79 157H80V158H79ZM88 157H90V156H88ZM173 157H174V156H173ZM196 157H197V158H196L197 161H196V163H195V166H196L195 169H196V170H198V169H200V170L205 169V168H206L205 165H206L208 162H206V161L204 160V158L202 157V154H199V153H198ZM240 157H241V156H240ZM4 158H5V157H4ZM4 158H2V160H3ZM40 158H41V157H40ZM43 158H44V157H43ZM43 158H42V160H43ZM175 158L178 159L177 156H176ZM175 158H173V159H175ZM210 158H211V164L213 165V166H212V167H213V170H214V169L217 170L218 167L220 166V162H219L215 157H213V156H210ZM237 158H238V157H237ZM242 158L244 159V157H242ZM251 158H252V156H251ZM8 159H9V157H8ZM13 159H15V158H13ZM29 159L31 160L30 157H29ZM38 159H39V158H35L34 161L37 160L35 163H37V162L40 160V159H39V160H38ZM51 159H52V158H51ZM177 159H175V161H176ZM240 159H241V158H240ZM245 159H246V158H245ZM254 159H255V158H254ZM10 160H12V159H9L8 161H10ZM44 160H45L46 163H47V161H48L49 159H48V160H47V159H44ZM44 160H43V161H44ZM79 160H78V161H79ZM88 160H89V158H88ZM136 160H137V159H136ZM257 160H259V159H257ZM263 160H264V158H263ZM4 161H5V160H4ZM12 161H13V160H12ZM28 161H29V160H28ZM40 161H41V160H40ZM43 161H42V162H43ZM49 161H50V160H49ZM49 161H48V162H49ZM78 161H77V164H78ZM232 161H233V160H232ZM237 161H238V160H237ZM245 161H246V160H245ZM255 161H256V160H255ZM31 162H32V161H31ZM31 162H30V163H31ZM169 162H170V161H169ZM173 162H174V161H173ZM243 162H244V161H243ZM247 162H248V161H247ZM256 162H260V161H256ZM262 162H263V161H262ZM32 163H33V162H32ZM44 163H45V162H44ZM88 163H89V162H88ZM174 163H175V162H174ZM174 163H173V164H174ZM185 163L187 164V166H189V167L191 166L190 162L186 161ZM239 163H240V162H239ZM6 164H7V163H6ZM6 164H4V165H6ZM24 164H25V163H24ZM162 164H163V163H162ZM167 164H168V165H167ZM169 164H170V163H165V164H163V167L167 165V166L164 168L165 171H166L165 173H168V175H169V173H170V177H169V179L171 178V180H170L169 182H168L167 180H166V181H167V183H169V184L171 185V184H173V183H171V182H172V181H175V180H174V179H175L174 176L176 175V174H175V175L173 174V176L171 177V175H172L171 173H172L174 170H176V169H175L174 167H172V168H174V169H173L172 172H170V169H171L170 167H171L172 165L170 166ZM179 164L181 165L180 167L183 166V165L181 164V162H180ZM251 164H252V163H251ZM259 164H260V163H259ZM8 165H9V164H8ZM26 165H27V161H26ZM26 165H24V166L26 167ZM28 165H29V164H28ZM28 165H27V166H28ZM30 165H31V164H30ZM37 165H39V163H38ZM40 165L42 166L43 164L40 163ZM40 165H39V166H40ZM49 165H50V164H49ZM240 165H241V163H240ZM261 165H262V167H264V162H263ZM9 166H11V165H9ZM13 166H14V165H13ZM13 166H12V168H13ZM15 166H16V165H15ZM24 166H23V167H24ZM41 166H40V170H41V171L39 170L40 173L43 172V169H41L43 166H42V167H41ZM47 166H48V164H47ZM52 166H49V167H46V166H45V168H51ZM68 166H69V165H68ZM81 166H82V165H81ZM81 166H80V167H81ZM86 166H85V168L87 169ZM158 166H159V165H158ZM248 166H249V165H248ZM4 167H5V166H4ZM23 167H20V168L22 169ZM163 167H160V168L157 167V168H158V170L160 169V170L162 171L163 169H161V168H163ZM191 167H192V166H191ZM242 167H243V166H242ZM259 167H260V166H259ZM28 168H29V166H28ZM45 168H44V171H45ZM71 169H72V168H71ZM73 169H74V168H73ZM101 169H102V168H101ZM179 169H180V168H179ZM263 169H264V168H263ZM88 170H90L89 167H88ZM88 170H87V171H88ZM144 170H147V169H144ZM188 170H190V169L188 168ZM193 170H194V168H193ZM23 171H25V172L28 171V173L30 172V170H27L26 168H25V170L23 169ZM46 171H48V169H47ZM52 171H53V170H52ZM57 171H58V170H57ZM78 171H79V170H78ZM95 171H97V170H95ZM101 171L104 172L105 170H104V171L101 170ZM161 171L159 172V174L161 173ZM177 171H178V170H177ZM177 171H176V172H177ZM203 171H204V170H203ZM16 172H17V170H16ZM48 172H49V171H48ZM105 172H106V171H105ZM146 172H147V171H144L145 174H146ZM149 172H150V170H149ZM149 172H147V173H149ZM156 172H157V171H156ZM176 172H174V173H176ZM43 173H44V172H43ZM45 173H47V172H45ZM62 173H60V174H62ZM68 173H69V172H68ZM71 173H74V172H71ZM88 173H90V171H89ZM91 173H92V172H91ZM140 173H141V172H140ZM151 173L154 174V171L151 172ZM157 173H158V172H157ZM165 173H163V175H166ZM25 174H27V173H25ZM25 174H24V175H25ZM41 174H42V173H41ZM41 174H40V175H41ZM49 174H50V175H51V174L53 175L54 173H50V172H49ZM49 174H47V175H49ZM63 174H64V173H63ZM65 174H66V173H65ZM94 174H95V173H94ZM94 174L92 173V175H94ZM101 174H102V173H101ZM161 174H162V173H161ZM27 175H28V174H27ZM35 175H36V174H35ZM35 175H34V176H35ZM50 175H49V178L52 176V175H51V176H50ZM66 175L68 176V174H66ZM71 175H72V174H71ZM71 175L69 174V176H71ZM85 175H88V174H86V173L83 174L84 177H85ZM109 175H111V174L109 173ZM163 175H162V176H163ZM177 175H178V174H177ZM38 176H39V175H38ZM61 176H62V175H61ZM63 176H64V175H63ZM143 176H144V174H143ZM155 176H156V173H155ZM159 176H160V175H159ZM25 177H28V176L25 175ZM146 177L148 178V175H146ZM153 177H154V176H153ZM153 177H152V178H153ZM175 177H176V176H175ZM42 178H43V176H42ZM42 178H41V176L38 177V179H42ZM44 178H48V176H46V177H44ZM49 178H48V179H49ZM51 178H52V177H51ZM53 178H55V177H53ZM80 178H81V177H80ZM89 178H90L89 180H90L91 184L88 182L87 185L89 184L90 188H92L93 193H94V191H95L96 189L94 190V189H93V188H94L93 186H94V184H97V183H98V181H97V180H98V175H94V176H92V177L90 176ZM130 178H131V177H130ZM167 178H168V177H167V175H166V178H165V179H167ZM173 178H174V179H173ZM8 179H9V178H8ZM32 179H33V178H32ZM48 179H44L45 182H47V183H46L47 185H49L48 182L50 181V179H49V181H46V180H48ZM56 179H57V178H55V180H56ZM69 179H70V178H69ZM74 179L76 180V178H74ZM86 179L88 180V177H87ZM154 179L156 180V181H155L156 183L153 184L154 186L151 184V185L153 186V191L156 190V189L154 188V187H156V184L158 185L157 188H158L159 186L162 187V185H163V183H162V184H161V183H160V184L157 183V182H158V180H157L158 178H155V177H154ZM162 179H163V178H162ZM165 179H164V180H165ZM177 179H178V178H176V180H177ZM57 180H58V179H57ZM57 180H56L55 182H57ZM61 180H62V179H61ZM66 180H67V179H65V181H66ZM79 180H80V179H79ZM82 180H83V179H82ZM82 180H81V181H82ZM84 180H85V178H84ZM84 180H83V181H84ZM140 180H142V181L144 180V179L142 178V175H141ZM159 180L161 181L160 178H159ZM35 181H36V180H35ZM63 181H64V180H63ZM63 181H62V182H63ZM68 181H69V180H68ZM72 181H73V179H72ZM142 181H140V182H142ZM162 181H163V180H162ZM166 181H164V182H166ZM39 182H41V181H39ZM42 182H43V180H42ZM53 182H54V180H53ZM59 182L61 183L60 180H59ZM144 182H146V181H144ZM148 182H149V181H148ZM177 182H178V183H177ZM177 182L175 181L174 184L180 186L179 181H177ZM66 183H67V182H66ZM72 183H73V182H72ZM72 183H71V184H72ZM134 183H135V182H134ZM152 183H153V182H152ZM167 183H164V185H163L165 190H166V188H165V187H166L165 184H167ZM0 184H1V182H0ZM33 184H35V182H34ZM33 184H32V185H33ZM55 184H57V183H53L54 187L56 186ZM58 184H59V183H58ZM73 184H75V182H74ZM137 184H138V181H137L136 185H137ZM144 184H145V183H144ZM169 184H167V185H168L167 187H171V186H173V185L169 186ZM9 185H10V184H9ZM59 185H60V184H59ZM59 185H57V186H59ZM61 185H62V183H61ZM138 185H139V184H138ZM140 185H141V183H140ZM145 185H146V184H145ZM145 185L142 184V187L144 186L142 189H140L141 187L139 188V186L136 187V188H139L140 190H143V191H144V190H145ZM175 185H174V189H178V187L175 186ZM14 186H16V184L13 185V187H14ZM57 186H56V189H57ZM72 186H73V185H72ZM78 186H79V185H78ZM152 186H151V187H152ZM17 187H21V185H19V186L17 185ZM17 187H16V190H17ZM33 187H34V186H33ZM33 187H32V188H33ZM42 187H45V186L43 185ZM46 187H47V186H46ZM49 187H51V186L49 185ZM54 187H52L53 190H54ZM59 187H60V186H59ZM64 187H65V186H64ZM66 187H68V186H66ZM66 187H65V188H66ZM149 187H150V186H149ZM160 187H159V188H160ZM175 187H176V188H175ZM9 188H10V187H9ZM60 188H61V187H60ZM97 188H98V187H97ZM260 188H261V187H260ZM262 188H263V187H262ZM21 189H23V188H21ZM21 189L19 188L18 190H21ZM34 189H35V188H34ZM45 189H46V188H45ZM45 189H44V190H45ZM50 189H51V188H50ZM61 189H62V188H61ZM61 189H59V191H60ZM79 189H80V187H79ZM84 189H85V188H84ZM88 189H89V187H88L86 190H88ZM170 189H171V188H170ZM170 189H169V190H170ZM24 190H25V189H23V192L25 193ZM46 190H47V189H46ZM48 190H49V188H48ZM53 190H52V191H53ZM64 190H66V191L72 196L71 199H73V200H74L75 197L77 198V196H79L78 194H77V196H75V194L72 195V193L69 192V188H68V190H67V188L64 189ZM64 190L62 189L61 191H63V193H64ZM73 190H76V193H83L82 191H80L81 189L78 190V188H77V189H76V188L73 189V187H72V192H73ZM77 190H78V191H77ZM86 190H84V191H85V192L90 191V190H88V191H86ZM137 190H138V189H137ZM148 190H150V189H148ZM14 191H15V190H14ZM21 191H22V190H21ZM21 191H20V192H21ZM27 191H29V190H27ZM30 191H31V190H30ZM34 191H36V190H34ZM34 191H33V192H34ZM41 191H43V190H41ZM52 191L50 190L51 193H52ZM59 191H57V194H55V196L57 195V196H56L57 199H58V197H60V198H59L58 200H56V197H55V202H56V203H60V202H62V203H60V204H64V203H65V204H64V206H65V210L68 209V208L70 207V208H71V209L69 208V211H70V212H69V211H68V212L71 214L72 219H73V214H74V213H72L71 211H74V212H75L76 210L78 211V209H75L76 206L74 207L73 205H71V206H67V205H68L69 203H71V202H69V203L67 204L68 201L65 199V200L67 201V202H66V201L64 200V198H61V195L58 194ZM79 191H80V192H79ZM143 191H137V192H135V193H138V192H141V193H142ZM145 191H146V190H145ZM145 191H144V192H145ZM159 191H160V189H159V190L157 189V192H159ZM170 191H171V190H170ZM176 191H177V190H176ZM263 191H264V190H263ZM33 192H32V193H33ZM50 192H49V193H50ZM95 192H96V191H95ZM106 192H107V191H106ZM133 192H134V191H133ZM147 192H148V191H147ZM151 192H152V188H151V191H149L148 193H151ZM163 192H164V191H163ZM163 192H161V194H162ZM166 192H167V190H166ZM166 192H165V193H166ZM171 192H172V191H171ZM174 192H175V191H174ZM174 192H173V193H174ZM12 193H13V190H12ZM54 193H55V192H54ZM68 193H67V194L65 193L66 195H65V194H64V195L67 196V195H69ZM73 193H74V192H73ZM135 193H134V194H135ZM148 193H147V194H148ZM152 193H153V195H152ZM152 193L150 194V195H151V199L153 198V196H154L155 194H156L155 196H159V194H160V193L157 194L156 191H154V192H152ZM173 193H172V194H173ZM180 193H181V192H180ZM241 193H242V192H241ZM16 194H18V196H20L19 193H16ZM21 194H22V193H21ZM25 194L27 195L28 193H25ZM35 194H36V193H35ZM40 194H41V193H40ZM42 194H43V193H42ZM42 194H41V195H42ZM61 194H62V193H61ZM84 194H85V193H84ZM91 194H92V192H91ZM94 194H95V193H94ZM161 194H160V196H161ZM168 194H170V192H169ZM236 194H237V193H236ZM243 194H244V193H243ZM261 194H262V192H261ZM26 195H25V196H26ZM50 195H51V194H50ZM52 195H54V194L52 193ZM62 195H63V194H62ZM85 195H86V194H85ZM88 195H89V194H88ZM137 195H138V194H137ZM140 195H141V194H139V196H140ZM163 195H164V193L162 194V196H163ZM166 195H167V194H166ZM170 195H171V194H170ZM244 195H245V194H244ZM251 195H253V194H251ZM28 196H29V194H28ZM28 196H27V197H28ZM32 196H37V197H39L40 195L37 194V195H32ZM32 196H31V194H30V196H29L27 199H31V198H33ZM46 196H47V193H46ZM65 196H62V197H65ZM71 196H69V197H71ZM73 196H74V197H73ZM105 196H106V195H105ZM145 196H146V195H145ZM155 196H154V197H155ZM167 196H168V195H167ZM171 196H172V195H171ZM239 196H240V195L237 194L236 196H235V195H234V196L232 195V196L230 197V199H231V203H232V204H235V207L237 206V207H236L237 209H238V206H239L242 202H244V200H242L243 197L241 198V196H240V198H239ZM258 196H259V195H258ZM258 196H257V193H254V199H255V198L258 199V198H259ZM22 197H23V196H21V198H22ZM40 197L42 198V196H40ZM40 197H39V198H40ZM50 197H51V196H50ZM79 197H81V195H80ZM79 197H78V200H79V201H81V200H85V199H86V198L83 199L84 197H82V198L80 199ZM86 197H88V196H86ZM97 197H98V196H97ZM97 197H95V198H97ZM136 197H137V196H136ZM141 197H142V196H141ZM147 197H150L149 194L145 197V198H146V199H145V202H147ZM25 198H26V197H25ZM41 198H40V199H41ZM48 198H49V197H48ZM65 198H66V197H65ZM106 198H108V197H106ZM160 198H161V199H162V198H163V199H166V198H169V196L165 198V195H164V197H160ZM160 198L157 197V198H156L157 200H155V201H158ZM171 198H172V197L169 198L170 200H168V199H166V200H162V201H166V202H163V203H162V204L165 205V206L163 205L164 208L166 207V205H167L168 203H169V205H171L170 203H171V201H172V199H173V198H172V199H171ZM179 198H180V197H179ZM238 198L242 201L241 203H240V201L238 200ZM248 198H249V197H248ZM19 199H20V198H19ZM42 199H43V198H42ZM61 199H63V200H61ZM129 199H130V198H129ZM149 199H150V198H148V202H151L150 204H151L152 206H151L149 203H147V204H149L150 207H153V205L155 206V204H154L155 202H154V201H149ZM153 199H154V198H153ZM175 199H176V198H175ZM251 199H253V196H252ZM20 200H22V199H20ZM47 200H48V199H47ZM60 200H61V201H60ZM76 200H77V199H76ZM76 200H75V201H76ZM86 200H87V199H86ZM89 200H90V199H89ZM31 201H33V199L29 200V202H31ZM34 201H35V200H34ZM39 201H40V200H39ZM41 201H43V200H41ZM44 201H45V200H44ZM44 201H43V202H44ZM49 201H51L50 198H49ZM58 201H60V202H58ZM87 201H88V200H87ZM104 201H105V200H104ZM127 201H129V200H127ZM134 201H136V200L132 199V203H133V204L136 203V202H134ZM139 201H143L142 204L145 203L144 200H141V199H140V197H139ZM160 201H161V200L158 201V202H159V205L161 204ZM167 201H170V202H167ZM173 201L175 202V200H173ZM173 201H172V203H174ZM248 201H249V200H248ZM250 201H251V200H250ZM250 201H249V202H250ZM7 202L9 203V201H7ZM21 202H23V201H20V203H21ZM43 202H42V203H43ZM51 202H53V201H51ZM51 202H50V204H51ZM152 202H154V203H152ZM254 202H255V201H254ZM254 202H251V203H252L251 205H253ZM257 202L259 203V201H256L255 203H257ZM2 203H5V202H2ZM17 203H19V202H17ZM24 203H25V202H24ZM24 203H23V204H24ZM37 203H38V202H37ZM42 203H41V204H42ZM44 203H45V202H44ZM44 203H43V204H44ZM74 203H75V202H74ZM90 203H91V202H90ZM140 203H141V202H140ZM245 203H246V202H245ZM247 203H248V202H247ZM258 203H257L256 205H254V206H258ZM262 203H263V202H262ZM6 204H7V203H6ZM21 204H22V203H21ZM25 204H26V203H25ZM31 204H33V205L35 206L36 209H35V208H34V209H35V211H36L37 208L39 207V205H37V207H36V205H35L34 203H31ZM39 204H40V203H39ZM76 204H77V203H76ZM156 204H158V203H156ZM162 204H161V206H162ZM249 204H250V203H249ZM13 205H14V204H13ZM44 205L47 206V203H45ZM48 205H49V204H48ZM52 205H53V204H52ZM52 205H51V206L49 205V206L52 208V207H54V206H52ZM55 205H56V204H55ZM69 205H70V204H69ZM74 205H75V204H74ZM77 205H78V204H77ZM84 205H85V204H84ZM94 205H95V203H94ZM174 205H175V204H174ZM217 205H218V204H217ZM224 205H225V204H224ZM241 205H243V203H242ZM261 205L264 206V204H261ZM5 206H6V205H5ZM11 206H12V205H10V207H11ZM30 206H31V205H30ZM30 206H29V207H30ZM46 206H44V209H45V210H47V209L49 208V207H47V209H46V208H45ZM61 206H62V205H61ZM80 206H81V205H80ZM133 206H134V205H133ZM138 206L140 207V205H138ZM142 206H143V205H142ZM156 206H158V205H156ZM167 206H168V205H167ZM249 206H250V205H249ZM21 207H22V208H21ZM21 207H19V208L23 209V207H24V209H26V206H21ZM27 207H28V206H27ZM29 207H28V208H29ZM58 207H59V206H58ZM58 207H56V208H58ZM66 207H67V208H66ZM131 207H132V206H131ZM131 207H130V208H131ZM146 207L148 208L147 205H146ZM163 207H160V208L158 207V208L161 210V208H163ZM221 207L224 208L223 205H221ZM5 208H7V206H6ZM12 208H13V207H12ZM15 208H16V207H15ZM15 208H14V209H15ZM19 208H18V209H19ZM40 208H41V206H40ZM77 208H79V206H78ZM142 208H143V207H142ZM142 208H141V209H142ZM147 208L144 207V209H146L145 211H148L149 208H148V209H147ZM158 208H155V207H154V209H158ZM164 208H163V209H164ZM167 208H168V207H167ZM172 208H173V205H172ZM172 208H171V209H172ZM178 208H179V207H178ZM178 208H177V207L175 208L176 211H175V209L173 208V209L171 210V212L174 210V212H175V214H176V212H179V211H177ZM227 208H228V207H227ZM245 208H247V207H245ZM0 209H3V210H4L3 207H2V208L0 207ZM10 209H11V208H10ZM10 209H6V210L9 211ZM80 209H81V208H80ZM106 209H107V208H104L103 205H97V206L95 205V207L93 206V207L90 208V211L88 210V211L90 212V213L88 212V215H87V216H88V217H87L88 219H85L86 216L84 217V216L81 215V214H80V215H81L80 217H83V218H84V219L81 218L82 221H83V220H87V223L90 224V223L92 222L91 224H94V223H95L96 225L98 224L97 226L100 227V226L106 224V223H102V222H103V219H104L103 217L106 216ZM136 209H137V207H136ZM136 209H135V210H136ZM138 209H139V208H138ZM144 209H143V210H144ZM154 209L152 208L151 210H149V212L151 211L150 214L153 213V214H152L153 216H155L154 214H155L156 212H158V213L160 212L159 210H157V211L155 212ZM169 209H170V208H169ZM179 209H180V208H179ZM179 209H178V210H179ZM224 209H225V208H224ZM224 209H223V210H224ZM241 209H242V208H241ZM247 209H248V208H247ZM249 209H250V208H249ZM11 210H12V212H13V214H14V210H13V209H11ZM11 210H10V211H11ZM15 210H17V209H15ZM45 210L42 209V210H41V211H42L41 213H43V214L40 213V215L44 216V215L46 214V213H45V212H46ZM81 210H82V211H81ZM81 210H80V211H81L82 214L85 213V212H83V206H82V209H81ZM131 210H132V208H131ZM152 210H153V211H152ZM180 210H181V209H180ZM226 210H227V209H226ZM19 211H20V209H19ZM27 211H28V210H27ZM27 211H25L26 214H27ZM35 211H34V212H35ZM43 211H45V212H43ZM49 211H51V210H48V212H49ZM62 211H63V210H62ZM84 211H85V209H84ZM132 211H133V210H132ZM136 211H137V210H136ZM167 211H168V212H167ZM4 212H5V211H4ZM12 212H11V213H12ZM22 212H23V211H22ZM32 212H33V208H32L31 213H32ZM34 212H33V213H34ZM39 212H40V211H39ZM48 212H47V214H49ZM56 212H57V210H56ZM59 212H60V210H59ZM66 212H67V210H66ZM78 212H79V211H78ZM78 212H77V213H78ZM149 212H147V213H149ZM154 212H155V213H154ZM171 212H169V210H167V209L165 208V212L162 210L161 213H162L163 215L166 216V214H170ZM19 213H20V212H19ZM29 213H30V210H29ZM33 213H32V214H33ZM37 213H38V212L36 211V214H37ZM51 213H52V212H51ZM64 213H65V212H64ZM79 213H80V212H79ZM147 213H146V214H147ZM161 213H160V214H161ZM165 213H166V214H165ZM9 214H10V212H9ZM9 214H7V212H6V215H9ZM20 214H21V213H20ZM75 214H76V213H75ZM86 214H87V211H86ZM21 215H22V214H21ZM21 215H19V216H21ZM23 215H25V214H23ZM23 215H22V216H23ZM40 215H38V217H39ZM49 215H51V214H49ZM64 215H66V213H65ZM76 215H77V214H76ZM109 215H110V214H109ZM173 215H174V213H173ZM173 215H172V216H173ZM178 215H179V214H178ZM181 215H182V214H181ZM181 215H179V218L181 217ZM9 216H10V215H9ZM17 216H18V215H17ZM17 216H14V217H17ZM19 216H18V217H19ZM28 216H32V215H28ZM42 216H41V219L39 218V219L37 220V221L42 220V221H40L41 223L39 222V225L42 224V223H44V222H45V223H47V222L50 223V222L47 221V220H46L47 222H46V221L43 222L44 219H42ZM57 216H58V215H57ZM147 216H148V218L150 217L149 214H147ZM157 216L159 217L160 215L158 214V215H156V217H154V218H158ZM167 216H168V215H167ZM174 216H175V215H174ZM182 216L185 217L184 214H183ZM18 217H17V219L20 220V217H19V218H18ZM23 217H24V216H23ZM26 217H27V216H25V218H26ZM34 217L36 218V216H34ZM44 217H45V216H44ZM47 217H48V215H47ZM78 217H79V214H78ZM142 217L144 218V215H143ZM160 217H161V216H160ZM176 217H177V216H176ZM3 218H4V217H3ZM27 218H29V217H27ZM35 218H33V219H35ZM52 218H54V217H52ZM70 218H71V217H70ZM128 218H130V217H128ZM134 218H136V220H137L138 217H132L133 221L135 220ZM140 218H141V217H140ZM148 218H147V219H148ZM150 218H151V217H150ZM150 218H149V219H150ZM152 218H153V217H152ZM166 218H167V217H166ZM166 218H164V220H165ZM9 219H10V218H9ZM36 219H37V218H36ZM36 219H35V220H36ZM45 219H46V218H45ZM55 219L59 220L58 218H54V222H53L54 224H55V222L57 221V220H55ZM60 219H61V218H60ZM77 219H78V218H77ZM108 219H109V218H108ZM108 219H107V220H108ZM125 219H127V218H125ZM130 219H131V218H130ZM132 219H131V220H132ZM159 219H160V221H161V219H163V216H162V218H159ZM167 219H169V218H167ZM167 219H166V222H167ZM257 219L259 220V221L256 220L257 223H258V222H260V223H261V222H264V220L262 219V220H263V221H262L261 218H257ZM79 220H80V218L78 219V221H79ZM139 220H140V219H138L137 221H139ZM155 220H156V219H155ZM177 220H178V219H177ZM183 220H184V219H183ZM183 220H182V221H183ZM8 221H10V220H7V222H8ZM65 221H66V220L64 219V222H65ZM67 221H69V220H67ZM67 221H66V222H67ZM72 221H73V220H72ZM78 221H77V222H78ZM122 221H123V220H122ZM150 221H151V220H150ZM152 221H153V220H152ZM170 221H172V219H170L169 222H170ZM173 221H175L174 217H173ZM173 221H172V223H171V228H172ZM182 221H181V222H182ZM35 222H36V221H35ZM62 222H63V221H61L60 224H61ZM64 222H63V223H64ZM75 222H76V221H75ZM83 222H84V221H83ZM83 222H82V223H83ZM126 222H127V221H126ZM126 222H125V220L123 221V223H126ZM147 222H148V223H147ZM163 222H165V221H163ZM166 222H165V223H166ZM178 222H179V221H178ZM36 223H37V222H36ZM36 223H35V224H36ZM48 223H47V225H48ZM53 223H52V224H53ZM56 223H57V225H58V221H57ZM85 223H86V221H85ZM87 223H86V225H87ZM117 223H118V222H117ZM123 223L120 222L121 225H122ZM128 223H131V225H132V223L134 224L135 222H132V221L129 222V219H128V222H127L126 224L128 225ZM146 223H147V224H151V223H149V221H146ZM154 223H155V221H154ZM165 223H164V224H165ZM167 223H168V222H167ZM167 223H166L165 225H167ZM174 223H175V222H174ZM182 223H183V222H182ZM182 223H180V225H184V224H182ZM37 224H38V223H37ZM65 224H68V223H65ZM72 224H73V222H72ZM72 224H70V226H73ZM91 224H90V225H87V226H90V228H92V229H90V228H89V229H90V230H93L94 227H92V226H95V227H96V225H95V224H94V225H91ZM120 224H117V225H120ZM142 224H143V223H142ZM155 224H156V223H155ZM177 224H178V223H177ZM263 224H264V223H263ZM42 225H43V224H42ZM57 225H52V226H57ZM76 225H77V224L75 223L74 226H76ZM86 225H85V226H86ZM108 225H110V227H108V228H107V226H104V227L102 226L103 229H104L105 231H101L100 229H102V228H100L98 231H97V230H94V233H95V235H96L97 237L101 234V232H102L103 234H101L99 237H101L102 235H105V234H112V233L115 234L114 236L117 237L118 234L121 232L122 235L124 236V237L122 236V237L124 238V240H123V239L121 240L120 238H118V239L115 238V240H116L117 242L120 241V243H121V241H122L121 244L118 243V245L121 246V247H119L120 249L123 248L122 246H125V245H127V243L131 242V240L133 241L134 236L136 235V232H137V234L140 233V234H138L137 236H135L136 238H137L139 235L141 236V234H142V236H143L144 234L147 236V233H148V231H145V229H144L145 232H144V234H143V231H142V229H141L142 233H141L140 231L138 232V231H135V230H134V231H135V233H134V231H133L134 234H130V235H128V234L131 232V231H130V232L128 231L129 233L127 234V235H128V236H127V235H124V234H126L127 232L124 233V234H123L122 231H120V232H118V233L116 232V231H117L116 228H119L121 225H120L119 227L117 226L116 228H115V224H114V223H113V224H112V223H109ZM113 225H114V227H113ZM123 225H125V224H123ZM127 225H126V227L128 228L130 225H128V226H127ZM145 225H146V224H145ZM145 225H144V227L146 228ZM151 225H152V224H151ZM151 225H150V229H151L152 227L154 228V226L151 227ZM153 225H154V224H153ZM186 225H187V226H184V228L189 226L188 228H189V230H190L191 227H192L191 225H193V224L188 225V223L186 222ZM58 226H59V225H58ZM58 226H57V227H58ZM66 226H67V225H66ZM78 226H80V225H78ZM78 226H77V227H78ZM111 226H112V227H111ZM138 226H141V225H138ZM147 226H148V225H147ZM160 226H163V225L160 224ZM190 226H191V227H190ZM261 226H262V225H261ZM33 227H35V226H33ZM50 227H51V225H50ZM99 227H96V228H99ZM105 227H106L107 229H105ZM122 227H123V228H126L125 226H121L119 229H121ZM133 227H134V226H133ZM142 227H143V225H142ZM157 227H158V226H157ZM164 227H165V226H164ZM167 227H169V226L167 225ZM176 227H178V229H177ZM63 228H64V227H63ZM72 228H74V227H72ZM72 228H71V229H72ZM75 228H76V227H75ZM84 228H85V227H84ZM127 228H126V229H127ZM169 228H170V227H169ZM171 228H170V230H171ZM182 228H183L182 226H177V225H176L174 228H172V231H170V230H168V228H166V227L163 228V227H162V229H160L161 231L158 230V229L156 230L157 232H155V233H157V234H155V233L153 232V229H151V230H149V234H150V235L148 234V238L154 233V234H153L154 236L152 235V236H153V239H155V237H157L156 239H158L159 236H161V237H160L161 239L167 237V238H170V240H169V244H170V243H171L170 241L174 240L175 238H179V237H181L182 234H183V236L185 235V232H187V230L184 232V230H183ZM188 228H187V229H188ZM193 228H194V227H192V229H193ZM199 228H200V226H199ZM51 229H52V227H51ZM54 229H55V228H54ZM59 229H60V230H59L60 232H63V231H64L63 234L66 235L65 231L67 232V231H68L67 229H69V228H67V229L59 228ZM71 229H69V230H71ZM76 229H78V228H76ZM86 229H87V228H86ZM134 229H136V228H134ZM154 229H155V228H154ZM174 229H175V231H177V232L173 231ZM181 229H182V231H183L184 233L181 231V232H179V233H181V235H179L178 231H180ZM192 229H191V231H192ZM195 229H196V228H195ZM195 229H193V231H194ZM8 230H9V229H8ZM57 230H58V228H57ZM61 230H62V231H61ZM78 230H79V232H80V229H78ZM131 230H132V229H131ZM136 230H137V229H136ZM139 230H140V229H139ZM146 230H147V228H146ZM164 230H165V231L168 230V233H167V232H164ZM196 230H198V229H196ZM196 230H195V231H196ZM0 231H2V230H0ZM53 231H55V230H53ZM59 231H57V232H59ZM74 231H75V230H73V233L75 234V232H76L77 230H76L75 232H74ZM88 231H89V230H88ZM95 231H96L97 233H96ZM126 231H127V230H126ZM150 231H152V234H151ZM154 231H155V230H154ZM169 231H170V232H173V234L170 233ZM193 231H192V232H193ZM195 231H194V232H195ZM9 232H10V230H9ZM9 232H8V233H9ZM16 232H17V231H16ZM57 232H56V233H57ZM60 232H59V233H60ZM69 232H70V231H68L67 234H68ZM79 232H77V233H79ZM81 232H82V231H81ZM85 232H86V231H85ZM99 232H100V234H99ZM114 232H116V233H114ZM158 232H159V233H158ZM160 232H161V234H160ZM174 232H175V233H174ZM196 232H197V231H196ZM196 232H195V233H196ZM200 232H201V231H200ZM251 232H253V230H251V229L249 228V226H246L245 228H243V232L238 230V234H236V235H240V234H242V233H243V235H245V236L248 235V236H246V237H247V239H249V242H250V239H253V237H252V238H251V237L249 238V234H252ZM87 233H88V232H87ZM94 233H91V231H90V234H93V235H94ZM131 233H132V232H131ZM164 233H165L166 236H164ZM166 233L169 234V235H167ZM203 233H204V232H203ZM239 233H240V234H239ZM5 234H6V233H5ZM5 234H3V235H5ZM10 234H12V233H10ZM57 234H58V233H57ZM57 234H56V235H57ZM61 234H62V233H60L59 236L63 237L64 235L62 236ZM74 234H73V237H68L69 234L66 235V237H67L68 239H70V241H71V240H74V241H76V242H77V237L82 238V237H80L81 233H80V235H78V236H75ZM82 234H83V236H84V233H83V232H82ZM159 234H160V235H159ZM171 234H172V236H175L176 234H177V235H176L175 237H172V236H170ZM188 234H189V232H188ZM197 234H198V233H196L195 239H193V240H197V241H199V243H200V239H199V238H198L199 240L196 239V237L199 236V235H197ZM209 234H210V233H209ZM54 235H55V234H54ZM71 235H72V231H71ZM71 235H70V236H71ZM133 235H134V236H133ZM158 235H159V236H158ZM191 235H193V233H192V234H189L188 237H190ZM210 235H212V234H210ZM243 235H242V236H243ZM0 236H1V233H0ZM7 236H8V235H7ZM74 236H75L76 238H75ZM85 236H87V235H85ZM114 236H113V237H114ZM120 236H121V234H119L118 237H120ZM129 236H130V237L132 236L131 238H133V239H131ZM142 236H141V237H138V239H137L138 242L135 240L136 238H135L134 240H135L137 243H139V240H140V242L142 241V243H143V240H145L144 238H145L146 236H145V237L143 236L144 238H142ZM152 236H151V237H152ZM169 236H170V237H169ZM185 236H186V235H185ZM232 236H233V235H232ZM57 237H58V236H57ZM87 237H88V236H87ZM89 237H90V236H89ZM106 237H108V235H107ZM151 237H150V238H151ZM162 237H163V238H162ZM188 237H186V238H188ZM199 237L201 238V236H199ZM209 237H210V236H209ZM233 237H234V236H233ZM0 238H1V237H0ZM67 238H66V239H67ZM72 238H73V239H72ZM84 238H85V237H84ZM90 238H91V237H90ZM93 238L95 239V237H93ZM109 238H110V237H109ZM109 238H108V239H109ZM146 238H147V237H146ZM150 238H149V239H150ZM160 238H159V239H160ZM171 238H172V240H171ZM173 238H174V239H173ZM193 238H194V237H193ZM206 238H207V237H206ZM213 238H214V237H213ZM213 238H212V239H213ZM220 238H221V237H220ZM224 238H225V237H224ZM229 238H230V237H229ZM229 238H228V239H229ZM236 238L238 239V237H234V239H236ZM243 238H244V236H243ZM102 239H103V238H102ZM108 239L106 238V242H107L111 247H113V246L115 245V244L113 245V243L116 242V241L112 242V244H111V243H109L108 241H110L112 238H111L110 240H108ZM126 239H128V242H127V243H126V241H127ZM129 239H131V240L129 241ZM142 239H143V240H142ZM149 239H147V240L149 241ZM179 239H180V238H179ZM188 239H189V240H190V239L192 240V238H188ZM232 239H233V238H232ZM237 239H236V243H237V241H238V242L240 241V240H237ZM247 239H245V241H246ZM0 240H2V239H0ZM24 240H26V239H24ZM55 240L57 241L58 239L56 238ZM59 240H60V239H59ZM61 240H62V239H61ZM80 240H81V239H79V241H80ZM83 240L85 241L86 239H82V241H83ZM98 240H99V238H98ZM107 240H108V241H107ZM113 240H114V239H113ZM150 240L152 241V239H150ZM165 240H166V239H165ZM189 240H187V241H189ZM191 240H190V243L192 242ZM205 240H207V239H205ZM205 240H203V241H205ZM219 240H220V239H219ZM229 240H230V239H229ZM254 240H256V239H254ZM257 240H258V239H257ZM262 240H264V238H263ZM262 240H260V241H262ZM29 241H30V240H29ZM38 241H39V240H38ZM63 241H64V240H63ZM63 241H60V242H61V243H64L66 240H65L64 242H63ZM70 241L68 240V242H65V243H71L72 241H71V242H70ZM74 241H73V242H74ZM79 241H78V242H79ZM82 241H81V242H82ZM90 241H91V239H90ZM101 241H103V240H99V243H100ZM123 241H124V243H126L125 245L123 244ZM154 241L156 242V240H154ZM158 241H159V240H158ZM174 241H175V240H174ZM174 241H173V243H174ZM207 241L209 242V241H211V240L209 239V240H207ZM224 241H225V240H223V242H224ZM242 241H243V240H242ZM242 241H240V242H242ZM247 241H248V240H247ZM20 242H21V241H20ZM26 242H27V240H26ZM57 242H58V241H57ZM60 242H59V243H60ZM86 242L88 243L87 240H86ZM92 242H94V240H93ZM92 242H91V243H92ZM104 242H105V240H104ZM117 242H116V243H117ZM133 242H134V241H133ZM146 242H147V241H146ZM160 242H161V241H160ZM164 242L166 243V241H162L161 243H164ZM176 242H177V241H176ZM176 242H175V243H176ZM182 242H185V241H182ZM218 242L221 243V240L218 241ZM229 242H231V244L233 243L231 240H230ZM251 242L253 243V241H251ZM257 242H258V241H257ZM61 243L58 244L59 247H60L59 250H61V251H62L61 253L64 254V253H66L70 248H68V250L66 249L67 251L64 252V248L61 247V245H63V244H61ZM83 243H84V242H83ZM89 243H90V242H89ZM101 243H102V242H101ZM101 243H100V247H101ZM142 243H141V244H142ZM161 243H160V244H161ZM173 243H172V245H175V243H174V244H173ZM180 243H181V242H180ZM193 243H195V241H194ZM201 243H202V241H201ZM215 243H216V242H215ZM245 243H246V242H245ZM259 243H260V242H259ZM263 243H264V241H263ZM17 244H18V243H17ZM20 244H21V243H20ZM72 244H73V243H72ZM74 244H75V243H74ZM74 244H73V245H74ZM78 244H79V243H78ZM80 244H81V243H80ZM85 244H86V243H84V245H85ZM94 244H95V243H93L92 246H93ZM102 244H103V243H102ZM108 244H107V245H108ZM131 244H132V243H130V245H128V246H131ZM151 244L153 245V243H151ZM151 244H149V245H151ZM156 244H157V243H156ZM156 244H155V245H156ZM195 244H197V243H195ZM207 244H208V243H207ZM207 244H205V245H207ZM221 244H223V243H221ZM221 244H220V246H221ZM247 244H248V243H247ZM15 245H16V244H15ZM40 245H41V244H40ZM55 245H57V243H56ZM58 245L56 246V248H58ZM67 245H68V244H67ZM69 245H71V244H69ZM84 245L81 244L80 247H81V246L83 247ZM86 245H88V244H86ZM105 245H106V244H104V246H105ZM109 245H108V247H109ZM136 245H137V244L135 243V246H136ZM158 245H159V242H158ZM162 245H164V244H162ZM162 245H161V246H162ZM166 245H167V244H166ZM193 245H194V244H193ZM200 245H201V244H200ZM200 245H199V246H200ZM214 245H215V244H214ZM216 245H217V243H216ZM233 245H234V244H233ZM237 245H238V244H237ZM250 245H251V244L247 245V247H249ZM9 246H10V245H9ZM13 246H14V245H13ZM27 246H28V245H27ZM43 246H44V245H43ZM95 246H98V245H95ZM95 246H94V247H95ZM104 246H102V248H103L102 250H103V253H104L105 251L107 252V253H106L107 257H106V258H109L108 255H110V254H111L110 257L114 256V255L116 254V252L119 253V254H121L120 256H122V254H124L125 252H127V251H126L127 249H124V251L122 250L123 253L119 252L120 250L117 248L118 246H117V244H116V246H114L115 248H114V247H113V248L110 247L113 251H115V253H113V252L111 251V249H109V251L111 252V253L109 254V252L107 251V247H106V250H105ZM135 246H133V248H134ZM138 246H139V244H138ZM138 246H137V247H138ZM142 246H143V244H142ZM145 246H146V245H145ZM167 246H168V245H167ZM167 246H166V248H164V249H169ZM176 246H179V245H176ZM176 246H172V248H171L170 250L173 251V247L176 248ZM186 246H187V245H186ZM195 246H196V245H195ZM209 246H210V245H209ZM211 246H212V245H211ZM223 246H224V244H223L221 247H223ZM253 246H254V245H253ZM253 246H251V247L254 249ZM19 247H20V246H19ZM66 247H68V246H66ZM75 247H78V246L75 245ZM75 247L72 246L71 249L74 248V249L77 250L78 248H75ZM85 247H88V246H85ZM152 247H153V246H152ZM152 247H151V248H152ZM157 247H158V246H157ZM183 247H184V246H183ZM202 247H204L203 244H202ZM227 247H228V246H227ZM251 247L249 248V251H247V252H250L249 254H250V256L252 257V256L254 255V250L251 249ZM5 248H6V247H4V249H5ZM12 248H13V247H12ZM98 248H99V247H98ZM124 248H127V246L124 247ZM139 248H140V247H138V249H139ZM148 248H149V247H148ZM180 248H181V247H180ZM188 248H189V245H188ZM204 248H205V247H204ZM204 248H203L202 250H204ZM209 248H210V247H209ZM233 248H234V247H233ZM239 248H240V247H239ZM241 248H242V247H241ZM243 248H244V247H243ZM9 249H10V248H9ZM74 249H73V252H74ZM82 249H83V248H81V250H82ZM84 249L86 250L87 248H84ZM84 249H83L82 251H84ZM88 249H89V248H88ZM94 249H95V248H94ZM99 249H100V248H99ZM116 249H117V251H116ZM136 249H137V248H136ZM136 249L134 248V250H136ZM141 249H142V248H141ZM146 249H147V248H146ZM146 249H145V252L147 251ZM153 249H154V248H153ZM182 249H183V251H184V248H182ZM190 249H191V248H190ZM197 249H198V248H197ZM200 249H201V247H200ZM220 249H221V248L219 247V251H220ZM250 249H251V250H250ZM76 250H75V252H76ZM95 250H96V249H95ZM97 250H98V249H97ZM97 250H96V251H97ZM118 250H119V251H118ZM158 250H160V249H158ZM158 250H157V251H158ZM162 250H163V249H162V247H161V250L158 251V252H156L157 255H158V254H161V256H163L162 253H159V252H161ZM193 250H194V249H193ZM217 250H218V249H217ZM235 250H236V249H235ZM71 251H72V250H71ZM82 251L79 250L80 253H82ZM86 251H89V250H86ZM140 251H141V250H140ZM151 251H153V250H151ZM155 251H156V250H155ZM196 251H197V250H196ZM222 251H223V252H222ZM222 251H221V254H223V255H220V256H222V259H223L224 261H229V259L231 258L233 261H236L238 264H243L244 261H247V260L251 259V257H248L249 254H247V258H249V259L246 258L247 260H243V258H245V257H243L242 259H240L239 256H235L236 252H235L234 254H232V257H233V258H232V257H230L231 255H229L228 253H225V255H224V252H227L226 250L223 249ZM73 252H72V254H73ZM75 252H74V253H75ZM97 252H98V251H97ZM99 252H100V250H99ZM131 252H132V253H130V251L128 250V252L124 254V256L126 255V259H127V258H130V259H129L130 261H129L128 264H130L131 259H133V261L131 262L132 264H135V262H136V264H137V262H138L137 259H138V258L134 260V255H135L136 253H139V252H138V251H134V252H135V253H134L133 250H131ZM145 252L142 251L141 253H144V255H145ZM162 252H164V251H162ZM173 252H175V251H173ZM194 252H195V251H194ZM202 252H204V251H202ZM202 252H201V253H202ZM228 252H230V250H229ZM232 252H233V251H232ZM232 252H231V253H232ZM69 253H71V252L69 251ZM69 253H68V254H69ZM80 253H79V254H80ZM84 253H86V252H84ZM90 253H92V252L89 251L86 255L88 256V255H90ZM101 253H102V252H101ZM101 253H98L99 255L97 254L98 257H99L100 259H101V256H102V255H100ZM128 253H129V257H127V254H128ZM153 253H154V252H153ZM171 253H172V252H171ZM180 253H181V252H180ZM201 253H200V255H201ZM216 253H217V251H215V255H216ZM218 253H220V252H218ZM231 253H230V254H231ZM255 253H256V249H255ZM27 254H28V253H27ZM72 254H70L71 258L68 256L69 259H70V261H69V259H68L69 262H71V261L74 262V263H75V262H76V263L79 262V264H81L80 262H82L83 264H88V261H89V260H88V257H89V256H88V257H85V256H83V253H82L81 255H78V250H77V254L75 253L76 255H75V254L72 255ZM112 254H113V255H112ZM133 254H134V255H133ZM168 254H169V253H168ZM176 254H177V251H176ZM178 254H179V253H178ZM186 254H187V253H186ZM192 254H193V253H192ZM196 254H197V253H196ZM202 254H204V253H202ZM206 254H207V253H206ZM240 254H241V253H240ZM240 254H239V255H240ZM256 254H257V253H256ZM65 255L67 256V253H66ZM84 255H85V254H84ZM104 255H105V254H104ZM146 255H148V253H147ZM169 255H170V254H169ZM169 255H168V256H169ZM187 255H188V254H187ZM189 255H190V254H189ZM204 255H205V254H204ZM237 255H238V253H237ZM91 256H92V255H91ZM93 256H94V254H93ZM93 256H92V257H93ZM117 256H118V255H117ZM131 256H133V257H131ZM135 256L137 257V255H135ZM141 256H143V255H141ZM141 256H140V257H141ZM155 256H156V254H155ZM165 256H166V255H165ZM180 256H181V255H180ZM184 256H185V255H184ZM192 256H193V255H191V257H192ZM201 256L203 257V255H201ZM201 256H200V257H201ZM205 256H206V255H205ZM216 256H217V255H216ZM218 256H219V254H218ZM254 256H255V255H254ZM254 256H253V257H254ZM63 257H64V255H63ZM115 257H116V256H115ZM145 257H146V256H145ZM153 257H154V255H153ZM174 257H175V256H174ZM177 257H178V256H177ZM185 257L187 258V262H186V263H188V262H189V261H188V257H189V256H185ZM193 257H194V256H193ZM229 257H230V258H229ZM255 257H257V256H255ZM6 258H7V257H6ZM9 258H10V257H8V261H7V262H10V259H9ZM94 258H95V257H94ZM94 258H93V259H94ZM112 258H113V257H112ZM117 258H118V260H119L120 262H121V260H122V261H123V262H122L123 264H124L125 261L128 262V259L125 260V257H124V259H121V260H120L119 256H118ZM117 258L112 259V260H115V261H114L115 263H116V261H117L116 264H120V262H118V260H116ZM141 258H144V257H141ZM148 258H149V255H148ZM164 258H165V257L163 256V259H164ZM168 258H169V257H168ZM183 258H184V257H183ZM4 259H5V258H4ZM71 259H72V260H71ZM93 259H90L89 264H93V263H94L95 260H93ZM100 259H99V260H100ZM102 259H104V258H102ZM110 259H111V258H110ZM156 259H157V257H156L154 260H156ZM163 259H162V261H161L162 263H164V262H163V261H164ZM170 259H171V258H170ZM173 259H174V258H173ZM178 259H179V258H178ZM189 259L192 260V258H190V257H189ZM194 259H195V258H194ZM197 259H198V258H197ZM200 259H201V258H200ZM255 259H256V258H255ZM5 260H6V259H5ZM20 260H21V259H20ZM77 260H79V261H77ZM91 260H92V261H91ZM99 260H98L99 263H98V262H95V263H97V264H102V263H100L102 260H100V261H99ZM107 260H109V259H107ZM145 260H146V259H144V260L141 259L138 263H140V264L143 263V264H144L143 261H145ZM148 260H150V259H148ZM152 260H153V259H152ZM158 260H161V258L158 259ZM179 260H180V259H179ZM191 260H190V261H191ZM251 260H252V259H251ZM251 260H250V261H251ZM11 261H12V264H20V261H19V259H17V258H16V260H13V259H12ZM41 261H42V260H41ZM134 261H135V262H134ZM165 261H166V260H165ZM194 261L196 262V260H194ZM203 261H204V260H203ZM221 261H222V260H221ZM230 261H231V260H230ZM102 262H103V261H102ZM111 262H112V261H111ZM152 262L154 263V261H152ZM192 262H193V261H192ZM195 262H194V263H195ZM198 262H200V261L198 260ZM236 262H235V264H237ZM261 262H262V261H261ZM261 262H259V263H257V264H260ZM33 263H34V262H33ZM76 263H75V264H76ZM95 263H94V264H95ZM106 263H108V262H106V260H105V263H103V264H106ZM122 263H121V264H122ZM148 263H149L148 261H147V263H146V261H145V264H148ZM170 263H171V262H170ZM172 263H173V260H172ZM186 263H185V264H186ZM190 263H191V262H190ZM190 263H189V264H190ZM244 263H245V262H244ZM8 264H9V263H8ZM23 264H24V263H23ZM70 264H71V263H70ZM113 264H114V263H113ZM125 264H127V263H125ZM196 264H198V263H196ZM208 264H209V263H208ZM228 264H229V263H228Z\"/></svg>",
    "mask_w": 264,
    "mask_h": 264
}]
</instances>
